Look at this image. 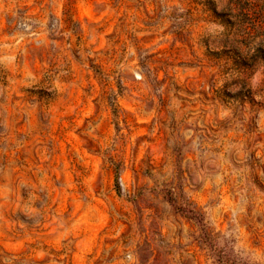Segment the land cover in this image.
Returning a JSON list of instances; mask_svg holds the SVG:
<instances>
[{"label":"clouds","instance_id":"9594fccd","mask_svg":"<svg viewBox=\"0 0 264 264\" xmlns=\"http://www.w3.org/2000/svg\"><path fill=\"white\" fill-rule=\"evenodd\" d=\"M0 264H264V0H0Z\"/></svg>","mask_w":264,"mask_h":264},{"label":"rangeland","instance_id":"374dc122","mask_svg":"<svg viewBox=\"0 0 264 264\" xmlns=\"http://www.w3.org/2000/svg\"><path fill=\"white\" fill-rule=\"evenodd\" d=\"M101 62L107 64L106 59L102 60ZM233 108L240 115V118L242 120L252 118L254 115L253 112L249 111L244 105L240 104L239 102L234 101ZM65 126H67V122H65ZM141 131H143V129H141ZM69 135H71V133H69Z\"/></svg>","mask_w":264,"mask_h":264}]
</instances>
